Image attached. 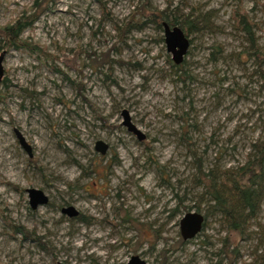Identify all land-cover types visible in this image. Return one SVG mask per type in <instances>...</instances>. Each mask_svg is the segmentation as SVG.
Returning <instances> with one entry per match:
<instances>
[{
    "label": "rangeland",
    "instance_id": "rangeland-1",
    "mask_svg": "<svg viewBox=\"0 0 264 264\" xmlns=\"http://www.w3.org/2000/svg\"><path fill=\"white\" fill-rule=\"evenodd\" d=\"M153 12L204 21L187 34L191 78L175 74ZM24 13L35 22L22 38L51 57L0 45L2 263L125 264L140 255L148 264H216L227 237L239 254L223 264L250 262L255 227L240 236L200 203L193 151L207 168H228L264 142V0H0V26ZM124 110L144 140L123 125ZM33 187L49 204L30 207ZM71 205L76 218L62 212ZM196 206L205 227L182 242L179 221Z\"/></svg>",
    "mask_w": 264,
    "mask_h": 264
},
{
    "label": "trees",
    "instance_id": "trees-1",
    "mask_svg": "<svg viewBox=\"0 0 264 264\" xmlns=\"http://www.w3.org/2000/svg\"><path fill=\"white\" fill-rule=\"evenodd\" d=\"M34 16L33 13L29 16L24 13L14 24L4 27L0 26V45L6 50L16 47L50 58L51 56L43 49L41 50L38 46L32 45L22 38L24 31L35 22ZM237 16L239 23H244V29L249 33L253 47L258 49L256 47L255 34L247 16L241 13H237ZM147 17L157 23L159 29L163 28V22H168L171 26H180L186 34L193 31V29H196V31L201 30L200 23L204 22L203 20H196L195 22L179 21L178 19L169 20L165 12H153ZM254 53L258 54L257 51H254ZM170 62L172 67L175 68L176 75L184 77V75L188 74L184 66L185 61L179 65L175 64L174 61ZM188 77L191 78V74H188ZM184 134L188 136L189 133L186 130ZM186 139L189 140V137H186ZM193 152L198 168V176L192 180H194L195 188L203 189L199 195L200 203H208L212 212L220 217L225 227L240 236L247 233V229L253 225L255 229L251 235L257 240L258 247L253 254V259L245 264H264V223L259 220L264 201V142H252L247 160L238 166L228 168L220 166L221 164L217 162H214L213 167L207 168L203 163L202 157L197 156L196 151ZM196 207L197 211L200 212V206ZM15 228L21 232L20 227ZM181 241L183 242V239ZM232 244L230 237L224 239L223 248L221 249L224 256L216 264H223L225 257H228L230 253L239 254L237 248L233 249V251L230 250ZM232 263L231 259L229 264ZM0 264H3L1 260Z\"/></svg>",
    "mask_w": 264,
    "mask_h": 264
},
{
    "label": "water",
    "instance_id": "water-1",
    "mask_svg": "<svg viewBox=\"0 0 264 264\" xmlns=\"http://www.w3.org/2000/svg\"><path fill=\"white\" fill-rule=\"evenodd\" d=\"M165 43L168 52L172 54V60L175 64L179 65L184 62L185 57L188 53L189 47L191 45V40L186 34V32L178 25L171 26L168 22H163ZM6 56V51L4 50L0 54V85L4 81L5 68L4 59ZM123 125L127 127L128 131L133 133L138 137L139 140H144L146 135L138 128L136 124L132 121V117L128 110H124L123 113ZM16 135L22 147L28 152L29 156H33L32 147L27 142L25 136L18 130L15 129ZM109 145L103 141L98 140L95 145V150L101 154H106L109 150ZM29 204L32 209H37L41 206L47 205L50 201L49 195H47L44 190L39 188H28ZM64 214L70 217L78 216L79 211L74 206L64 207L62 209ZM206 223V216L202 212L189 211L185 213L180 221V232L184 241L191 240L200 234ZM59 264H64L59 262ZM127 264H148L145 259L140 255H133L131 260Z\"/></svg>",
    "mask_w": 264,
    "mask_h": 264
},
{
    "label": "flooded vegetation",
    "instance_id": "flooded-vegetation-1",
    "mask_svg": "<svg viewBox=\"0 0 264 264\" xmlns=\"http://www.w3.org/2000/svg\"><path fill=\"white\" fill-rule=\"evenodd\" d=\"M50 202V201H49ZM49 204V203H48ZM38 209V208H37ZM63 209V208H62ZM33 210H36V209H33ZM67 215V214H66ZM79 215V214H78ZM76 217H78V216H75V218ZM132 258V257H131ZM131 258L125 263V264H127L130 260H131Z\"/></svg>",
    "mask_w": 264,
    "mask_h": 264
}]
</instances>
